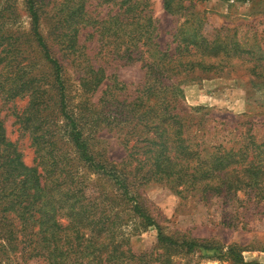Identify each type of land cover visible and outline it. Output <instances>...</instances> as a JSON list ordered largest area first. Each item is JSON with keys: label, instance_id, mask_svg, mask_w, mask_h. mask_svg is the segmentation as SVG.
<instances>
[{"label": "trees", "instance_id": "16d2710c", "mask_svg": "<svg viewBox=\"0 0 264 264\" xmlns=\"http://www.w3.org/2000/svg\"><path fill=\"white\" fill-rule=\"evenodd\" d=\"M89 1L61 0L47 10L48 3L24 0L27 30L10 27L18 7L0 3V94L8 101L27 98L16 118L38 159L36 166L24 162L0 118L1 247L45 264H161L163 253L174 250L262 264L245 261L237 245L166 234L136 189L155 183L205 204L239 193L264 203V139L188 106L183 89L192 81L239 75L264 87L263 36L251 37L241 26L208 34L202 14L183 0H164L166 13L182 20L172 34L174 46L164 47L152 0H98L118 6L114 15L99 18ZM89 28L93 32L81 39ZM94 38L93 56L86 42ZM100 54L141 62L146 75L137 96L125 97L126 85L117 79L104 84L107 66L94 65ZM68 67L77 76L76 95ZM100 129L116 135L126 152L121 163L95 152ZM90 175L111 191H88L95 184ZM130 224L155 228L163 251L135 252Z\"/></svg>", "mask_w": 264, "mask_h": 264}, {"label": "rangeland", "instance_id": "374dc122", "mask_svg": "<svg viewBox=\"0 0 264 264\" xmlns=\"http://www.w3.org/2000/svg\"><path fill=\"white\" fill-rule=\"evenodd\" d=\"M48 3L46 9L51 10L61 0H41ZM164 0H152L153 15L158 21V32L162 46H174L172 43L176 27L182 21L172 16L163 8ZM10 2L18 7V18L9 22L14 29L27 30L30 19L24 7V0H0V3ZM189 10L202 14L206 20L204 31L212 34L219 28L241 26L248 30V35L261 38L264 46V0H183ZM88 9L93 17L114 15L118 6L98 5V0H90ZM187 15V11H183ZM42 31L49 32V24L43 19ZM93 29L84 30L81 39ZM86 45L95 55L98 45L95 38ZM94 65H106V83H113L115 79L126 85L125 97L133 99L138 94L145 81L146 71L141 62L114 59L100 54L94 58ZM67 76L72 89V95L78 92L77 76L73 68H67ZM101 86L100 90L105 87ZM184 97L188 106L202 107L201 112L220 123L238 127L241 130L250 128L251 132L261 141L264 139V87L248 81L247 76L236 78H215L196 80L183 86ZM100 95L98 91L93 100ZM27 98L6 100L0 94V118L3 120L8 138L14 142L22 153V158L28 166H36L35 148L27 133L20 129L16 113L26 106ZM95 152L105 155L110 161L121 163L126 152L118 142L116 135L106 129H100L94 140ZM88 191H111L112 187L104 181L96 182V176L90 175ZM136 195L147 207L150 214L161 225L166 234L175 238L188 240H207L219 246L237 245L243 250L245 261H258L264 264V203H255L248 195L239 193L226 198H217L210 204L195 199H182L169 188L148 183L136 189ZM131 226L127 230L130 245L137 253H161L157 243V230L153 227ZM214 251L197 250L186 253L174 250L163 253L161 264H233L231 261L219 260L212 257ZM27 256V255H26ZM0 264H45L36 258L25 259L23 254L11 252L0 245Z\"/></svg>", "mask_w": 264, "mask_h": 264}]
</instances>
